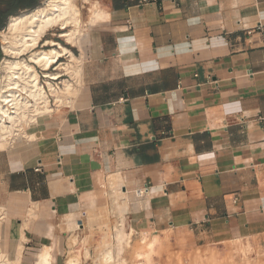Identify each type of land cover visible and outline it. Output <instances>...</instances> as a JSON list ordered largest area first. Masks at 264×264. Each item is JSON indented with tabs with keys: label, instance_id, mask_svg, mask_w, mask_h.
<instances>
[{
	"label": "crops",
	"instance_id": "1",
	"mask_svg": "<svg viewBox=\"0 0 264 264\" xmlns=\"http://www.w3.org/2000/svg\"><path fill=\"white\" fill-rule=\"evenodd\" d=\"M104 3L109 19L76 47L72 107L0 151L2 251L59 255L71 214L86 222L115 201L138 233L264 237V0Z\"/></svg>",
	"mask_w": 264,
	"mask_h": 264
},
{
	"label": "bare ground",
	"instance_id": "2",
	"mask_svg": "<svg viewBox=\"0 0 264 264\" xmlns=\"http://www.w3.org/2000/svg\"><path fill=\"white\" fill-rule=\"evenodd\" d=\"M78 1L45 0L41 6L31 11L10 17L5 30L0 31L1 48L4 54L0 64V151L10 150L21 143H34L39 136L35 135L31 129L36 128L45 117H50L61 108L70 105L72 107L82 84V57L75 56L69 48L53 39L44 41L42 39L49 34L62 39L69 47H80L85 37L84 32L109 19L108 13L101 8L100 3L81 0V6L87 10V21L85 20L87 23L84 30L81 26L82 10ZM55 30L59 32L55 33ZM40 45L42 48H39ZM62 59L67 60L62 62ZM52 67L55 68L50 71ZM37 68L43 72L44 82H41ZM107 193L109 194L108 191ZM123 205L126 206V202ZM35 206L37 209V205ZM123 209L122 204L115 201L110 210L122 215ZM26 215L27 220L34 218V209H29ZM7 216L6 208L0 206V264H20L21 243L15 247L12 257L1 249L3 244L1 228ZM26 223L25 226H27ZM76 229V223L70 227L73 234L68 239L69 252L72 249ZM114 231L116 244L121 243L120 229L117 225ZM20 237L23 240L22 234ZM112 245V243L103 242L102 252L94 256V264L114 262V254L110 253ZM42 249L32 264H52L51 247ZM84 255L85 258L89 257V250H86ZM66 264H80V259L71 254Z\"/></svg>",
	"mask_w": 264,
	"mask_h": 264
},
{
	"label": "rangeland",
	"instance_id": "3",
	"mask_svg": "<svg viewBox=\"0 0 264 264\" xmlns=\"http://www.w3.org/2000/svg\"><path fill=\"white\" fill-rule=\"evenodd\" d=\"M44 1L45 0H40L38 6H41ZM91 1H96L98 4L100 3L99 5L101 6V8L103 10L105 9V0ZM80 2L81 0L78 1V4L82 10L81 26L85 30L86 28L84 26H86L87 23V10L83 8V6H81ZM84 7L86 6L84 5ZM5 27L0 31H4ZM58 32V30H55V33ZM43 39H53L59 42L61 45L69 48L75 56L79 57L80 55L77 52L76 47H69L64 43L62 39L52 37L49 34ZM39 48H42V46L40 45ZM0 54L1 64L4 58V54L1 48V42ZM66 60L67 59H62L61 61L66 62ZM54 68L55 67H52L50 71H53ZM37 71L40 75L41 82H44L45 79H43L42 77L43 72H39V68H37ZM66 79L69 78L66 77ZM62 109L63 108H61V110ZM39 129L40 128L38 126L37 128L31 129V131L35 130L36 132ZM110 209L112 208H104V210H99L98 213H94L91 210L92 213L87 216L86 222L81 219L80 214H71L70 218H74L77 224L72 249L70 252L68 251V239L72 236L73 233L70 229H68L67 226H72L73 224H75V222H73V220L72 222H70V220L66 226V222L64 221L63 226L60 227V229L69 232L68 239H64V244L62 243L60 245L59 251H62L63 254L61 253L59 255H53L52 264H66V261L71 254L80 259V264H94V256L102 252L104 241L113 244L110 249V253L114 254V262L111 263L110 261V264H264L263 236L237 238L205 246H199L192 241L188 234L178 231H168L167 229L166 231L154 234L152 233L149 235L135 232L126 224V221L124 220V217L122 215H118L117 213H115V211L113 212ZM80 225L84 226V231L82 232L80 237H78V232L82 230L80 229ZM116 225L117 228L120 229L119 236H121L122 238L124 236V239L120 237L121 243L118 244H116L114 231ZM86 229L88 230L86 231ZM148 243L150 244L148 245ZM63 245L65 247L64 250H62ZM86 250H89L90 255L89 257L85 258L84 253ZM29 262H32V259Z\"/></svg>",
	"mask_w": 264,
	"mask_h": 264
},
{
	"label": "trees",
	"instance_id": "4",
	"mask_svg": "<svg viewBox=\"0 0 264 264\" xmlns=\"http://www.w3.org/2000/svg\"><path fill=\"white\" fill-rule=\"evenodd\" d=\"M40 0H0V30L11 16H16L24 10H32L39 5ZM1 57V54H0Z\"/></svg>",
	"mask_w": 264,
	"mask_h": 264
},
{
	"label": "built area",
	"instance_id": "5",
	"mask_svg": "<svg viewBox=\"0 0 264 264\" xmlns=\"http://www.w3.org/2000/svg\"><path fill=\"white\" fill-rule=\"evenodd\" d=\"M147 2H148V0H142V3H144V4L147 3ZM35 171L37 172L38 169H36Z\"/></svg>",
	"mask_w": 264,
	"mask_h": 264
}]
</instances>
